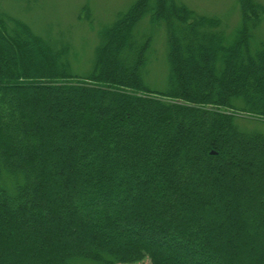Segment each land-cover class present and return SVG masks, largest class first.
Listing matches in <instances>:
<instances>
[{"label":"trees","instance_id":"1","mask_svg":"<svg viewBox=\"0 0 264 264\" xmlns=\"http://www.w3.org/2000/svg\"><path fill=\"white\" fill-rule=\"evenodd\" d=\"M240 1L228 39L178 0H137L99 32L85 74L70 43L0 6V264H264L251 235L264 229L251 223L264 213V8ZM144 18L167 39L162 91L146 81ZM233 178L260 186L251 201Z\"/></svg>","mask_w":264,"mask_h":264},{"label":"rangeland","instance_id":"2","mask_svg":"<svg viewBox=\"0 0 264 264\" xmlns=\"http://www.w3.org/2000/svg\"><path fill=\"white\" fill-rule=\"evenodd\" d=\"M136 1L137 0H0V6L6 14L25 22L40 36L44 38H52L55 41L70 43L71 47L77 52L79 58V65H77L78 69H76V71L85 74L86 71L89 72L91 61L94 57V51L98 44L99 32L115 23L117 17L126 13ZM178 1L202 16L217 17L221 19L224 24L223 27L227 38H234L241 21L240 15L242 3L240 0ZM254 1L264 8V0ZM261 16L263 17V20L257 31V43H264V14H260V17ZM11 25L14 26L13 24ZM138 26V31H143L153 37V52L150 56L152 66L150 72L146 74V81L152 88L162 91L166 86L168 75L167 39L165 33L153 31L152 28L150 29L145 18ZM38 121L46 125L44 117L39 116ZM254 125L264 134L263 122L257 121ZM83 126L87 127L88 124L84 122ZM121 127L124 129V126L121 125ZM4 129L3 126L0 127V132H3ZM134 129H136V125L131 129L125 128V131L130 133ZM100 132L101 134L107 133L105 127H102ZM84 137L87 138V135L85 134ZM96 139L97 135L95 133L94 136L89 139V142H93ZM18 141L15 144L16 146L20 145ZM26 142H29V139ZM108 146L111 149V152H114L115 149H112L110 143ZM112 154L113 153L109 154L110 158H112ZM91 163L92 159L88 157L86 168H84V166L82 168H76L75 174H77L82 181L86 180V172L89 171ZM238 163L239 162L237 161V166H239L241 162ZM91 170H93V167L90 171ZM108 174L116 177L126 176L132 178L131 173L127 172L122 174L118 171L115 172L108 169ZM237 175L239 174L237 173ZM231 182H234L238 191H247L250 196V201L260 188V186L254 185L245 190L236 180H234V178L231 179ZM82 190L83 189L79 191L77 200L74 203L77 208H81V205L87 203L81 200V194L84 193ZM153 201L160 203V196H153ZM123 203L121 201L122 205H124ZM259 213V210L256 211L255 214H257L258 217H256V219L254 218V222L253 220L251 221L254 226L256 225L255 223L259 222V225H261L260 222H264V213ZM75 215L77 216V213H75ZM247 221L248 216L246 223ZM263 233L264 229L262 230V228L259 227L257 230H254L251 235H253L254 238H259L260 242H264ZM104 237L105 239H108L106 234ZM260 242L257 243L264 245ZM140 264H150V262L146 260Z\"/></svg>","mask_w":264,"mask_h":264}]
</instances>
